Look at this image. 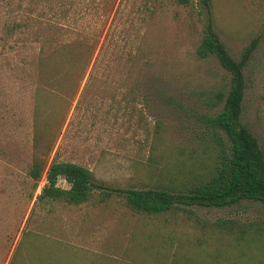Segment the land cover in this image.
<instances>
[{
  "label": "rangeland",
  "instance_id": "1",
  "mask_svg": "<svg viewBox=\"0 0 264 264\" xmlns=\"http://www.w3.org/2000/svg\"><path fill=\"white\" fill-rule=\"evenodd\" d=\"M51 24L62 41L89 35L95 56L105 46L98 75L86 74L74 97L23 68ZM210 28L236 59L260 36L244 70L241 121L264 151V0H0L2 244L21 238L57 158L87 166L112 193L101 199L97 187L82 204L36 207L31 227L49 237L33 242L42 264H264L261 202L147 214L121 193L201 177L216 164L220 146L202 117L222 109L212 97L229 90L232 73L215 54H197ZM37 157L47 163L35 189Z\"/></svg>",
  "mask_w": 264,
  "mask_h": 264
},
{
  "label": "trees",
  "instance_id": "2",
  "mask_svg": "<svg viewBox=\"0 0 264 264\" xmlns=\"http://www.w3.org/2000/svg\"><path fill=\"white\" fill-rule=\"evenodd\" d=\"M176 1L180 4H189L192 0ZM204 1L209 2V0ZM16 25L23 29L27 22ZM56 26L51 24L54 32L49 34L38 32L36 40L40 41L41 45L37 46L31 58L26 56L23 68H33L32 75L37 76L40 81L48 79V82L54 86L51 92L69 91L68 93L74 97L80 81L86 74L90 78L98 75V67L101 60H104L102 53L105 46H101L95 56L97 46L87 43L90 39L89 35L80 34L79 38L74 40L62 41ZM259 43L260 36L253 38L241 57L236 59L230 54L219 35L212 28L209 29L197 48L198 56L207 58L215 54L221 65L232 73L229 90L227 92L220 90L212 97V105L223 104L222 109L215 114L202 117L207 130L217 138L220 146L216 164L201 177L184 178L171 184L158 183L152 187L122 190V196L128 207L138 212L157 214L192 206L227 207L243 200L264 204V151L258 138L241 121L247 86L244 70ZM114 47L120 51L125 49V46ZM131 56L130 52L129 59ZM89 66L91 69L87 73ZM64 85H68L69 90H65ZM41 109L42 105L38 104L36 111L40 112ZM67 109L65 107L63 111L65 114ZM64 120L63 114L59 121L62 124ZM41 133L36 134V140H41ZM46 161L45 158L37 157L29 169V176L34 181L35 189L44 174ZM61 177L69 183L68 188L58 184ZM46 181L42 191L37 194L34 208L26 221L21 238L15 245L10 239H6L3 244L0 242V264L46 263L38 261L39 257L35 256L36 250L32 248L35 239L42 238V241L49 239L47 235L31 227L37 206L59 201L82 204L92 198L97 187L101 189V199H106L112 193L109 188L98 184L90 168L69 160L54 158L46 170ZM51 211L53 209L48 208L43 217L45 218ZM261 229L264 232V223Z\"/></svg>",
  "mask_w": 264,
  "mask_h": 264
}]
</instances>
